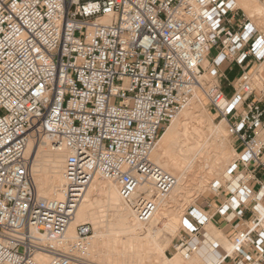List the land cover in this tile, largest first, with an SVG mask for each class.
<instances>
[{"label": "built area", "instance_id": "built-area-1", "mask_svg": "<svg viewBox=\"0 0 264 264\" xmlns=\"http://www.w3.org/2000/svg\"><path fill=\"white\" fill-rule=\"evenodd\" d=\"M263 61L264 36L235 0H0V264H94L92 224L67 233L96 173L150 221L176 184L151 153L197 89L236 145L227 183L238 186L217 213L243 217L255 201L231 238L235 255L217 264H264ZM232 65L241 72L228 94L218 80ZM44 133L68 178L49 198L37 194L26 156L32 134ZM188 213L176 244L183 254L211 219Z\"/></svg>", "mask_w": 264, "mask_h": 264}, {"label": "bare ground", "instance_id": "bare-ground-1", "mask_svg": "<svg viewBox=\"0 0 264 264\" xmlns=\"http://www.w3.org/2000/svg\"><path fill=\"white\" fill-rule=\"evenodd\" d=\"M255 1L257 0H235L236 5L244 10L245 14L258 17L261 20L263 19L261 13H264V3L262 0H258L259 4H256ZM104 21L109 22L110 19L105 18ZM207 65L208 61L205 60L204 66ZM261 65H264V61ZM200 96V90L197 89L186 108L160 135L158 145L151 153L150 157L154 163L167 172L169 171L172 176L175 174L176 184L169 194L160 195L157 198V210L150 221L145 223L136 219L134 211L123 201L118 186L113 181L102 180L97 173L92 178L67 233L69 238L74 239L76 227L79 224H92L95 234L92 237L89 255L91 263L217 264L224 254L233 255L235 253L231 241L221 229L216 228L211 222L205 224L203 241L195 246L190 255L185 253L186 258L184 256L182 258L178 254L169 258L165 251L171 240H162L164 232L171 233V235L178 233L180 214L174 212L171 207L172 202H176V197L184 193L188 181L186 176L188 171L198 168V171L200 170L198 173L204 174V176L211 175L212 177L213 174H216L220 177L222 175L223 178L225 177L224 181L230 178L226 166L233 162L230 160L233 154L225 147L227 120L222 119L219 123H215L207 114L208 119ZM204 114L209 120L208 124L211 128L209 135H214L221 145L223 143L222 147L220 144L215 146V153L211 158L208 170H204L206 168L205 158L202 156L205 148L207 149L206 143L203 141L197 145L196 143H187L188 130L192 126L190 123L192 120L197 121L198 118L202 127L204 121L201 117H204ZM177 150L180 152V156L176 154ZM26 156L37 186V194L43 198L60 196L62 185L68 180L63 169V152L53 148L48 135L38 134L35 138L32 134ZM217 181L223 183L220 180ZM230 185L232 189L238 186V182L232 181ZM146 186L152 188L150 187L152 185ZM259 205L263 211L264 204L260 202ZM181 220L183 221L182 218ZM180 224L182 225V223ZM44 260H48V257H44Z\"/></svg>", "mask_w": 264, "mask_h": 264}, {"label": "rangeland", "instance_id": "rangeland-1", "mask_svg": "<svg viewBox=\"0 0 264 264\" xmlns=\"http://www.w3.org/2000/svg\"><path fill=\"white\" fill-rule=\"evenodd\" d=\"M255 2H257L256 4H259V1L258 0L255 1ZM263 3H264V1H263ZM261 15H262L263 19L260 20L257 16H256L257 18H255V16L253 17V16H250V15L246 14V16L251 19V21L253 22V24L255 25V27L264 36V13H261ZM215 52L216 51H213L212 54L214 55ZM261 64L259 66V68H260L259 70L261 72L263 71L262 73H264V67H263L264 65L262 66ZM255 67H257V65H255ZM261 68H263V69H261ZM229 76H230V78H232L233 73H229ZM203 79L209 80V78H207V77H203ZM220 80H218V81L220 82ZM230 81H232V80H229L228 77H226V76L223 77L222 84L220 83L222 85V88L225 89V87H226V89L228 90L229 89V86H230L229 85V82ZM200 95H201L200 96V99L202 100V103H203V108H204V110H206V116L209 115L210 116V119L213 122L219 123L222 120V118L217 115V113L214 111V109H212V107H211L208 99L202 94V92H200ZM209 116H208V119H209ZM179 118H181V117H179ZM201 119L204 121L202 123L203 124L202 127L200 126V124L198 122V118L196 119L197 121L194 120L195 121L194 122L192 120V122L190 123V126L191 125L192 126L188 130L187 143H193V144L196 143V145H197V143H201L200 141H203V142L206 143L207 149L205 148L204 152L202 153V156L205 158V160H204V163L205 164L204 165H205L206 168H204V170L205 169L208 170L209 164L211 163V158L214 156V153H215V149H216L215 146H218L220 144V147H222L223 146V143L221 145V143H219L220 141H217L218 139L214 135H209V133H210L209 129H211V128H210V126L208 124V121L209 120L207 119V117H205V114H204V117H201ZM196 123H197V126H196ZM171 124H172V122L171 123H168L166 125L164 131ZM226 124H228V122ZM227 130H228V132H227ZM164 131H162L161 134ZM42 135L44 136L45 133L42 134ZM225 139H226V142H227V143H225L226 144L225 147L227 149H229V151L231 152V154H233L231 156L233 159L230 157V160L233 161L235 159V157H236V152L234 151L236 145L234 143V138H233V136L230 133V126H229V124L226 126ZM216 141H217V143H216ZM60 154L62 155V153H60ZM176 154L180 156V152L178 150L176 151ZM231 164L232 163L230 162V165ZM230 165L226 166V168L227 167L229 168ZM199 171H198V168H197V170L194 168V170L188 171V174L186 175L188 181L186 182L184 193L181 194V196L178 195L176 197V202H172L171 209H173L174 212L176 211V213H179L180 214V218H178L180 223H182L181 218L183 219L184 217L188 216V214H189L188 212L190 211L191 208L196 207V208H199L200 209V207H202V204L206 200V196L211 191L212 184L215 181L220 180L221 182H223V184L226 183L225 182L226 179L224 181V178L225 177L223 178L222 175H220V177L217 176L216 174H213L212 177H211V175L210 176H204V174H199L198 173ZM168 173H170V172L168 171ZM173 175L175 176V174H173ZM98 177H100V175H98ZM100 179L105 180L102 177H100ZM153 197L155 198L156 197V194H154ZM174 212H172V213H174ZM205 214H208V213H205ZM209 222L212 223V221H209ZM179 224H178V230H177L178 233L176 232L174 235H171V233L169 234V233L164 232V234H163V237L164 238H162V240H165V239L171 240L170 243H169L168 248L165 251L166 255L169 258H172L176 254H178V256H180L182 258H183V256L186 258V255H184L183 253H181L179 250H176V244L179 243V241L181 240L182 234L185 231L183 225H181V224L179 225ZM93 234H95V233L93 232ZM190 235L192 237V234L191 233H190ZM225 236L232 243L231 237L227 236L226 234H225ZM170 238H172V239H170ZM234 255H235V253H233L232 256H234Z\"/></svg>", "mask_w": 264, "mask_h": 264}, {"label": "crops", "instance_id": "crops-1", "mask_svg": "<svg viewBox=\"0 0 264 264\" xmlns=\"http://www.w3.org/2000/svg\"><path fill=\"white\" fill-rule=\"evenodd\" d=\"M210 58L207 60L208 65L210 62ZM207 65V66H208ZM223 71L226 77H228L229 80H234L239 73L241 72V69L237 65H232L230 67H223ZM229 73H233L232 78H230ZM223 78H221L220 83L222 84ZM222 86V85H221ZM229 90V91H228ZM224 89V91L228 94L232 92L231 87L229 86V89ZM257 177L263 179L264 178V173L261 171L257 173ZM228 181V180H227ZM222 183L223 186L219 189H214L212 186L211 191L207 194L206 200L203 202L202 207L197 208L199 211L202 213H208L211 216L210 221L223 233H225L229 237H233L234 233L236 230L242 228L243 223H247L250 219L253 218V212H255L252 208L253 204H255V201H252V203L248 206V209L245 211L243 217H239L236 215L235 212H228L225 216L219 215L217 213V209L224 203L228 201L230 192L229 189H231V183ZM229 187V188H228ZM249 188L252 190L251 195L255 198L258 196V188L259 185L257 181L251 180L249 182ZM258 203L262 202L264 204V199L257 200Z\"/></svg>", "mask_w": 264, "mask_h": 264}]
</instances>
